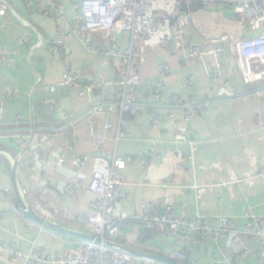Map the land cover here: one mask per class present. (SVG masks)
I'll return each mask as SVG.
<instances>
[{
  "label": "crops",
  "instance_id": "crops-1",
  "mask_svg": "<svg viewBox=\"0 0 264 264\" xmlns=\"http://www.w3.org/2000/svg\"><path fill=\"white\" fill-rule=\"evenodd\" d=\"M4 1L8 8L5 16L0 17V46L9 48L14 63L0 66V88L10 84L19 94L14 98L0 95L3 110L0 189L11 190L0 204V244L8 248L11 240L17 238L18 249L23 253L40 248L68 255L80 252L83 247V240L45 230L11 210V206H15L23 211L21 203L30 208V199L23 200L18 190L43 186L40 176L26 174L21 165H12L2 152L16 151L12 136L26 135L31 129L28 155L38 147L49 154L51 186L48 195L52 202L50 211L54 214V221L49 223L91 235L92 227L77 225L76 220L94 213L96 198L84 191L75 200L62 198L59 188L77 177L88 183L93 172L110 166L113 156L131 157L134 162L122 172L126 198L114 205L111 213L121 220V246L140 255H132V264L142 263L143 254L168 258L175 250L187 255V260L181 264H264V246L255 237L230 234L215 242L210 236L183 231L185 240L180 246L178 237L169 231H152L146 236L145 229L127 220L141 206L158 202L164 193L174 200L175 216L184 222L200 216L216 225L219 218L227 217L232 220L233 230L239 232L248 212L264 217V82L247 86L242 83L234 51L229 48L220 54V78L212 82L202 65L184 60L177 48L161 50L147 42H136L134 50L138 51V56L134 67L144 81L135 92L140 110L134 118L124 116L127 120L123 129L125 136L120 139L117 116L98 115L90 119L85 100L78 97L76 90L59 86L58 80L67 71L78 73L84 81L97 75L107 80L118 78L124 67L108 50L121 52L129 46V36L96 32L91 39L93 53L86 52L72 40L60 56H55L47 43L60 29L54 18L43 15V2ZM63 3L69 21L80 13L71 1ZM168 4L165 0H155L159 8H166ZM190 11L191 38L202 49L253 35L242 22L243 17L234 15L230 5H221L212 13L207 4L197 2ZM22 37L27 41L18 44ZM205 61L210 64L214 58L207 56ZM162 64H169L171 69L163 86V102L157 104L147 82L157 77ZM190 77L194 78V84L185 86L184 80ZM104 93L107 95L109 90ZM173 98L209 103V108L189 123L195 151L182 172L175 169L170 120L182 117L185 110L174 106ZM48 101L55 105H46ZM151 114L159 118L162 124L159 130L151 127ZM17 117L20 118L18 124L15 123ZM108 122L111 129L106 128ZM94 136L105 140L101 151H95L91 145ZM151 141H157L158 146L147 158L141 152L148 150ZM69 144L75 146L79 157L86 159L83 170L76 167L74 155L67 152ZM137 158L145 161V167L138 165ZM60 206L62 212L58 211ZM32 210L35 211L33 207ZM241 250L247 251L244 258L240 256ZM4 257L6 260V255ZM0 264L6 263L0 260ZM15 264L25 263L17 261Z\"/></svg>",
  "mask_w": 264,
  "mask_h": 264
},
{
  "label": "built area",
  "instance_id": "built-area-1",
  "mask_svg": "<svg viewBox=\"0 0 264 264\" xmlns=\"http://www.w3.org/2000/svg\"><path fill=\"white\" fill-rule=\"evenodd\" d=\"M23 1L29 2L30 0ZM41 1L44 4L43 15L54 18L56 26L60 29V33L47 43L48 49L55 56H60L65 45L72 40L77 41L86 52L93 53L91 39L96 32L106 33L109 36L112 34L129 36V46L121 52L112 48L108 50L112 56L119 58L124 67L118 78L107 80L102 75H97L84 81L78 73L67 71L58 80L59 86L76 90L78 97L85 100L90 119L98 115L117 116L118 138L120 139L125 136L123 129L127 120L124 116L134 118L140 110L135 92L144 81L134 67L138 56V51L134 50V47L138 41L147 42L161 50L177 48L184 60L191 64L202 65L212 82H217L220 78L221 66L218 57L230 48L235 53L242 83L247 86L264 82V0H165L169 3L166 8H159L155 5V0ZM65 1H71L73 8L80 10V13L74 15L70 21L64 8L63 2ZM197 2L207 4L212 13H215L217 7L221 5H230L234 15L243 17L242 22L246 23L253 35L231 40L220 46L202 49L200 44L191 38L190 33V8ZM7 8L6 2L0 0V17L5 16ZM26 41V37H22L18 44ZM207 56L214 58L213 63L208 64L205 61ZM13 63L14 58L9 48L0 46V66H10ZM170 69L169 64L160 65L157 77L147 82L157 104L163 102V86ZM194 82V78L190 77L184 80V85L192 86ZM105 90H109L107 95L104 93ZM18 94V89L13 85L7 84L0 88V95L4 98H14ZM172 102L174 106L185 110L182 117H173L170 120L172 125L170 140L172 154L175 158V169L182 172L185 163L193 159L195 151V142L192 139L189 123L193 117L208 109L209 103L206 101L184 102L177 98H173ZM46 105L54 106L55 104L53 101H48ZM2 113L3 110L0 107V120ZM149 122L154 130L162 127L155 114L149 115ZM15 123H20V118L17 117ZM106 128H112L110 122L106 124ZM90 132L93 133L92 130ZM32 133L30 129L26 135L14 134L12 138L17 150L14 152L2 150V152L12 165H21L26 174L34 173L40 176L39 179L43 184L40 189L37 187L30 190L23 188L18 190V193L23 200L30 199V209L33 207L35 209L33 211L42 220L52 222L54 214L50 211L52 202L48 195L51 186V171L48 167L49 154L44 148L38 147L28 155ZM104 144V138L98 136H94L91 142L95 151H101ZM157 146V141H151L148 150L141 154L148 158L155 152ZM67 152L74 155V164L78 169L83 170L86 166V159L77 155L73 144L67 146ZM135 161L140 167L146 165L142 159L137 158ZM133 162L131 157L113 156L110 166L104 171L93 172L88 183L85 184L80 177H77L58 190L62 198L70 200H75L82 191L96 198L94 213L88 217L80 216L76 223L80 226H91V235L110 243V247L96 246L93 242L84 241L82 250L76 254L68 255L60 252L53 254L40 248L23 253L18 249L17 238H13L8 248L0 244V260L6 264H15L17 261L25 264H106L108 262L132 264L133 256L126 252L119 243L123 234L121 220L113 217L111 209L126 198V183L122 172L128 164ZM10 192L8 188L0 189V204L8 198ZM59 208L58 211L62 212L61 206ZM11 210L19 217L23 216L24 211L15 206H11ZM127 220L145 230L169 231L178 237L177 242L180 246L185 240L182 235L183 231L189 234L199 233L203 236H210L215 242L222 236L230 234L250 236L257 238L264 246V217H256L248 212L243 229L239 232L233 230L232 220L227 217L219 218L216 225H212L209 219L200 216L191 222H184L175 216L174 200L167 193H164L163 198L158 202L141 206L139 211ZM246 255L247 251L241 250L240 256L244 258ZM168 259L183 262L187 260V255L180 250H175L168 255ZM135 264H154V262L142 259V263Z\"/></svg>",
  "mask_w": 264,
  "mask_h": 264
},
{
  "label": "water",
  "instance_id": "water-1",
  "mask_svg": "<svg viewBox=\"0 0 264 264\" xmlns=\"http://www.w3.org/2000/svg\"><path fill=\"white\" fill-rule=\"evenodd\" d=\"M21 207L24 211L23 217L25 219H27L30 222L40 226L41 228H43L45 230H48V231H51L54 233H58V234H62V235H66V236H70V237H74V238H78V239H81V240L86 241V242H93L96 246H100V245H105L108 247L111 246L110 243L106 242L105 240L102 241L100 238L95 237L93 235H86V234H82L79 232L67 230L65 228H62V227L56 225V224L45 222L32 209L26 207L23 203H21ZM124 250L131 255H139L138 253L133 252L131 250H128L126 248H124ZM142 257H143V259H149L153 262L160 263V264H181L180 262L171 261L168 258H163L160 256L151 255V254H143Z\"/></svg>",
  "mask_w": 264,
  "mask_h": 264
},
{
  "label": "trees",
  "instance_id": "trees-1",
  "mask_svg": "<svg viewBox=\"0 0 264 264\" xmlns=\"http://www.w3.org/2000/svg\"><path fill=\"white\" fill-rule=\"evenodd\" d=\"M152 231H158V230H145L144 232L146 233L145 235L147 236L148 233H151Z\"/></svg>",
  "mask_w": 264,
  "mask_h": 264
}]
</instances>
